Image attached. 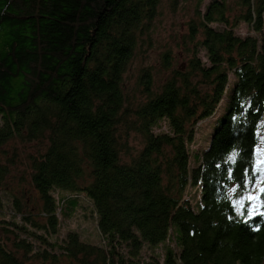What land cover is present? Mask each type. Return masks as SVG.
Returning <instances> with one entry per match:
<instances>
[{"label": "trees", "instance_id": "1", "mask_svg": "<svg viewBox=\"0 0 264 264\" xmlns=\"http://www.w3.org/2000/svg\"><path fill=\"white\" fill-rule=\"evenodd\" d=\"M165 1L173 11L190 5L186 31L176 52L161 53L163 74L144 68L129 88ZM206 1L11 0L0 23L30 35L0 55V99L13 77L30 95L0 104V264H140L160 244L163 261L153 251L149 264H249L264 216L239 215L231 201L264 203V0ZM41 97L51 110L34 108ZM221 105L208 144L194 149L199 123ZM16 140L43 148L29 156V188L7 208L2 157L11 161L5 147ZM81 196L101 242L76 231L52 239L58 214L71 215Z\"/></svg>", "mask_w": 264, "mask_h": 264}, {"label": "rangeland", "instance_id": "2", "mask_svg": "<svg viewBox=\"0 0 264 264\" xmlns=\"http://www.w3.org/2000/svg\"><path fill=\"white\" fill-rule=\"evenodd\" d=\"M208 2L209 0L206 1V3ZM186 6L190 7V5ZM186 6H180L176 11H173L170 8L168 2H164L160 8L156 20L154 21L155 26L152 29L151 38L152 45H150L148 41L145 45H142L139 55L131 65L126 76V82L129 88H134L136 86L139 76L144 68L153 67L154 72L159 71V75L163 74L161 69V53L167 47H173L174 52L177 51L175 48L177 36L183 34L186 31V26L184 23L188 20L190 15ZM237 32L241 35L248 34L247 26L241 23L237 28ZM182 61V58H180L178 63L181 64ZM163 77L164 76H160L159 79ZM222 112L223 105L218 108L213 117L199 123V125H201V129L198 131L196 143L193 147L194 149H201V147H205L208 144L210 133L212 132L211 122L215 121L219 115L222 114ZM162 129H167L165 124H163ZM159 130L160 129H157V131ZM131 142L133 146H136L137 148L140 147V140L138 138L134 137ZM41 144V142H21L16 140L5 147L9 159L14 162L13 164L10 160H7V158L2 157V161L7 163L8 171V173L4 175L3 184L1 187V191L3 192L6 202H11L13 193L21 195L24 190L29 188V177L26 175L28 172L27 169L29 164V156L30 154L38 152L40 148L42 149L43 146ZM261 152H263V150H261ZM261 152H259L260 156ZM260 160H262V158H260ZM22 177H25V179ZM67 194L69 193H66L65 195ZM57 195L62 196V194L58 192ZM80 201L82 204L80 207L76 208V210L71 215H68L66 212L58 214L60 221L59 233L52 237V239L55 240L56 238H64L67 236L69 231H76L81 235L83 240L94 243L101 242V237L96 226V218L95 216H91L89 213L87 214V211H89V207H87V205H89L88 200L81 196ZM9 203L7 202L5 205L7 208H10ZM7 219H10V216L7 215ZM166 244L176 248L173 234H171V238L166 242ZM164 248L165 244H160L154 250H144L142 257L144 262H141L140 264H149L148 261L150 256L153 255V251H155L160 256V260L162 262Z\"/></svg>", "mask_w": 264, "mask_h": 264}, {"label": "clouds", "instance_id": "3", "mask_svg": "<svg viewBox=\"0 0 264 264\" xmlns=\"http://www.w3.org/2000/svg\"><path fill=\"white\" fill-rule=\"evenodd\" d=\"M11 0H0V17L8 13ZM19 36L27 37L30 35V29H23L17 32L10 25L0 23V55L10 51L15 45ZM32 86L35 81L29 77ZM18 79L13 77L5 86V95L0 99V104H7L9 106L22 105L30 95V88H25L23 94L17 93ZM34 108L40 110H51L53 105L47 97H41L34 101ZM249 251L251 253L249 264H264V231L259 234H254L253 239L249 242Z\"/></svg>", "mask_w": 264, "mask_h": 264}, {"label": "snow or ice", "instance_id": "4", "mask_svg": "<svg viewBox=\"0 0 264 264\" xmlns=\"http://www.w3.org/2000/svg\"><path fill=\"white\" fill-rule=\"evenodd\" d=\"M3 91H4V85L3 83H0V95L3 94ZM257 152H261V150L258 148ZM261 155L264 156V152H261ZM233 156H235V153H233ZM231 159L232 157L229 158L230 161ZM259 164L264 165V159L260 160ZM217 167H220V165H217ZM258 171H264V168H258ZM227 176L229 179L233 178V171L231 169H228ZM231 191L235 192L236 189L233 188L231 189ZM260 191L261 193H264V187H262ZM258 200H259V197H257L256 195H249L247 197H242L239 200H233L231 201V203L234 208L239 209V212H238L239 215L246 214L249 217H251L252 215L258 213L260 216H264V212L259 211V208L264 207V203H257ZM247 201H251L252 203L250 206L246 208L245 204Z\"/></svg>", "mask_w": 264, "mask_h": 264}]
</instances>
